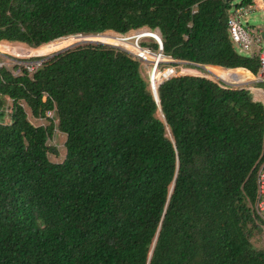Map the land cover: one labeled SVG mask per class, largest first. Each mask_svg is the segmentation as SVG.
<instances>
[{"label": "trees", "instance_id": "16d2710c", "mask_svg": "<svg viewBox=\"0 0 264 264\" xmlns=\"http://www.w3.org/2000/svg\"><path fill=\"white\" fill-rule=\"evenodd\" d=\"M231 7L0 0V52L45 56L67 36L145 28L175 61L257 76V59L229 40ZM151 41L140 46L157 51ZM36 60L32 73L0 67V264H264L252 243L263 229L264 105L252 91L185 75L159 84L156 103L148 69L145 78L117 48L83 44ZM24 106L46 124L33 125ZM56 131L60 162L49 157H60L49 144Z\"/></svg>", "mask_w": 264, "mask_h": 264}, {"label": "rangeland", "instance_id": "374dc122", "mask_svg": "<svg viewBox=\"0 0 264 264\" xmlns=\"http://www.w3.org/2000/svg\"><path fill=\"white\" fill-rule=\"evenodd\" d=\"M243 0H235L232 1L231 4L232 6L241 3ZM243 23H245L247 26L253 27V28H257V27H264V12L262 11H255L254 13L248 14L246 15L243 19H242ZM145 29V28H144ZM142 30V29H141ZM140 31V30H139ZM148 33V31H142V32H138L137 31H133L130 32L129 34L123 36L126 38V40L124 41L123 39H120L121 37L119 35H116L114 33L111 32H106L103 33L100 36L97 37H90V38H79V37H72V38H68L62 41H59L53 45H51L49 48H47L46 50L43 51V53L45 54V56H34V57H27V58H21V57H17L15 55L12 54H5V53H1L0 52V66L1 67H5L7 68L10 72H12L14 75H18L20 73V69H17L18 67H20L19 65H32V64H39L41 63V60H36V59H43L46 57L51 56L53 53L57 50H60L62 48L68 47L70 45H72L76 40H90V41H96V42H102L105 44H109V45H115V46H119L123 49H127V50H131V51H135L137 53V51H139L136 47H134L132 44L135 42L134 38H141L143 36V33ZM150 33V32H149ZM139 34V35H138ZM154 34V33H151ZM112 36V37H110ZM146 43L148 46H150L152 44L151 39H142L139 40V45L140 43ZM0 43H7V42H0ZM10 46H18V45H22L24 47L30 48L28 46H26L25 44H19V43H8ZM102 46H106V45H102ZM8 52V51H6ZM49 54V55H47ZM54 54V53H53ZM142 55V54H140ZM145 55V54H143ZM156 57L158 56V54L155 55ZM153 56V57H155ZM151 57V59L149 61L145 60V64L143 62H141L142 64V68H141V74L143 77L146 78L147 71H146V67L144 65H149L152 64V62H154V59L152 56H149V58ZM153 65V64H152ZM161 65H164L165 67L162 68ZM197 65V66H195ZM170 64H168V62L165 59L160 60V63L158 64V66L156 67L157 72L155 74H157L159 76V78L157 79V82L154 83L155 88H157V84L158 82H160L163 78H167L169 76H177V75H189V76H204L206 78H209L215 82H219L222 85H225L226 87H235V88H240V87H245V88H253V89H264V84L261 83H253V84H241V83H235V82H231L227 79H225V77H227V75H222L220 76L221 73L226 72V71H217V70H212V73H214L216 76H219V78L224 79V81H226L229 85L224 84L222 81H219L216 77H213L208 70V66H202V65H198V64H180L177 67H169ZM241 71V70H240ZM232 72H237V70H234ZM254 76V75H253ZM251 79H249L247 82L249 81H253V79H255L257 76H249ZM260 99V98H258ZM27 114H28V120L35 126H39V125H45V120L44 119H34L30 114H29V110L26 106H24ZM49 115V114H48ZM160 118L161 115L158 112L157 114ZM8 114H6L5 119L7 120ZM64 141H65V135L61 134L59 132H55L53 139L49 142V144L54 147L60 154L59 158H56L54 156H49L50 159L54 162H60L63 157H64ZM262 234L258 233L256 234L253 238H252V243L255 247L257 248H261L264 250V242L262 240Z\"/></svg>", "mask_w": 264, "mask_h": 264}, {"label": "built area", "instance_id": "2783aa9c", "mask_svg": "<svg viewBox=\"0 0 264 264\" xmlns=\"http://www.w3.org/2000/svg\"><path fill=\"white\" fill-rule=\"evenodd\" d=\"M250 11H251V5L232 6L227 15V31H228L229 40L232 46L234 47V49L238 53L244 56H247L249 58L257 59L258 75L256 78L254 77L255 79H253V83L264 84V28L262 27L253 28L243 23L242 19L246 15H248ZM142 31H148V33H143L142 35H140V36H143L141 38H138V37L134 38L135 42L132 44L139 51H137L136 53L135 51L124 49L123 52L128 53V55H130L131 57L138 59L140 63L143 62L145 64L144 60L142 59V55L140 54H146V55H150L153 57L158 52L152 50L148 46L147 47L140 46L138 43L139 40L153 39L157 43L158 47H159V40L157 38L158 36L157 32L155 31L150 32L148 29H142L140 31L138 30V32H142ZM151 33H154V34H151ZM116 35H119V34H116ZM119 36L121 37L120 39H123L124 41L126 40V38L123 37V35H119ZM161 54H163V52ZM165 57L167 59L169 58L167 56ZM38 65L39 64L26 65L24 66V68L29 73H32ZM144 66L148 69L149 82L150 84H153L154 82L153 77H154V74L157 72L156 66L152 64H149L147 66L144 65ZM167 78H164V79L167 80ZM251 81L247 83H243V84H249ZM159 84L160 82H158L157 86ZM249 90L252 91L254 95V99L262 102L264 105V89L262 88L261 90V89L249 88ZM255 212L262 223L261 228L263 229H262L261 237L264 242V161L260 164L259 169L256 174Z\"/></svg>", "mask_w": 264, "mask_h": 264}, {"label": "water", "instance_id": "95a60500", "mask_svg": "<svg viewBox=\"0 0 264 264\" xmlns=\"http://www.w3.org/2000/svg\"><path fill=\"white\" fill-rule=\"evenodd\" d=\"M232 1H235V0H225V2L226 3H228V2H232ZM100 35H102V34H97V35H86V36H83V35H74V37H80V38H87V37H96V36H100ZM67 37H70V36H67ZM64 38H66V37H64ZM157 38H158V40H159V47H158V50H157V52L159 53V54H161L163 51H162V43H161V40H160V37H159V35L157 36ZM61 39V38H60ZM83 44H92V45H103V44H98V43H93V42H85V43H81V44H78V45H83ZM78 45H76V46H78ZM104 45H106V46H109V47H113V48H117V49H119V50H121V51H124V49L123 48H121V47H119V46H115V45H107V44H104ZM76 46H73V48L74 47H76ZM69 49H72V48H68V49H65V50H63V51H60V52H57V53H54V54H52L51 56H49V57H47V58H51V57H53V56H55V55H58V54H60V53H62V52H64V51H67V50H69ZM168 59H171L170 57L168 58ZM173 62H175V63H181V64H190V63H187V62H182V61H175V60H173V59H171ZM217 67V66H216ZM221 68V67H220ZM224 69V68H223ZM238 69H241V68H238ZM230 70H235V69H230ZM177 76H185V74L184 75H177ZM177 76H175V75H173V76H169L167 79H169V78H171V77H177ZM253 76V75H252ZM254 77V76H253ZM218 79V78H217ZM166 79H163V80H161L160 81V84L161 83H163L164 81H165ZM219 81H222L224 84H227V85H229L227 82H225V81H223V80H221V79H218ZM251 83H253V81H251L249 84H251ZM150 90H151V92H152V95H153V97H154V100H155V102L156 103H159V99H158V95H157V89L155 88V86H154V82H153V84H150Z\"/></svg>", "mask_w": 264, "mask_h": 264}, {"label": "crops", "instance_id": "0c3cea01", "mask_svg": "<svg viewBox=\"0 0 264 264\" xmlns=\"http://www.w3.org/2000/svg\"><path fill=\"white\" fill-rule=\"evenodd\" d=\"M250 5H251V11L249 14L254 13L257 10L264 12V0H251ZM257 28H260V27H257ZM225 74L227 75L225 79L231 82H235V83H247V81L251 79L249 75L242 70L241 71L238 70L237 72H223L220 74V76L225 75Z\"/></svg>", "mask_w": 264, "mask_h": 264}, {"label": "bare ground", "instance_id": "6f19581e", "mask_svg": "<svg viewBox=\"0 0 264 264\" xmlns=\"http://www.w3.org/2000/svg\"><path fill=\"white\" fill-rule=\"evenodd\" d=\"M147 33V32H146ZM139 35V34H138ZM70 37H74V36H70ZM97 37V36H96ZM110 37H112V36H110ZM80 38V37H79ZM87 38H90V37H87ZM140 38V37H139ZM85 42H93V43H98V44H105V43H102V42H96V41H90V40H87V39H84V40H81V41H79V42H77V43H74V44H72V45H70V46H68V47H65V48H62V49H60V50H57V51H55V52H53V53H57V52H60V51H63V50H65V49H68V48H72L73 46H76V45H78V44H81V43H85ZM107 45H109V44H107ZM53 53H50V54H53ZM156 54H158V53H156ZM47 55H49V54H47ZM149 56L150 55H143L142 54V59L144 60V62H145V60L146 61H149L150 59H151V57L149 58ZM153 59H154V62H152V64L153 65H155L156 67L158 66V64L160 63V60H162V59H165L164 58V56H163V54H158V56L156 57H153ZM208 70H209V73L213 76V77H216V78H218V79H221V80H223L224 81V79H222V78H219L218 76H216L214 73H212V70H217V71H226V70H222V69H218V68H213V67H208ZM238 71V70H237ZM226 72H232V71H226ZM159 78V76L157 75V74H154V77H153V81H154V83H156L157 82V79ZM160 79V78H159ZM164 79V78H163ZM226 82V81H225ZM241 84H243V83H241ZM157 89V88H156Z\"/></svg>", "mask_w": 264, "mask_h": 264}, {"label": "clouds", "instance_id": "9594fccd", "mask_svg": "<svg viewBox=\"0 0 264 264\" xmlns=\"http://www.w3.org/2000/svg\"><path fill=\"white\" fill-rule=\"evenodd\" d=\"M1 67V66H0ZM252 74V73H251ZM253 75V74H252Z\"/></svg>", "mask_w": 264, "mask_h": 264}]
</instances>
